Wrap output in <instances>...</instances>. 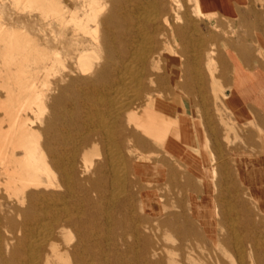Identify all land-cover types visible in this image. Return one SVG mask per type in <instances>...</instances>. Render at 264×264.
Returning <instances> with one entry per match:
<instances>
[{
    "label": "bare ground",
    "instance_id": "bare-ground-1",
    "mask_svg": "<svg viewBox=\"0 0 264 264\" xmlns=\"http://www.w3.org/2000/svg\"><path fill=\"white\" fill-rule=\"evenodd\" d=\"M1 1L38 10L61 35L37 42L0 20V264H177L168 251L192 264H264V135L258 128L262 153L233 181L199 126L201 65L212 77L220 52L194 20L211 26L217 14L202 8L222 2L77 0L76 13L62 0ZM241 38L264 42V26ZM215 80V104L243 117L237 92ZM249 86L263 111L261 76ZM187 107L198 122L188 124Z\"/></svg>",
    "mask_w": 264,
    "mask_h": 264
},
{
    "label": "rangeland",
    "instance_id": "rangeland-1",
    "mask_svg": "<svg viewBox=\"0 0 264 264\" xmlns=\"http://www.w3.org/2000/svg\"><path fill=\"white\" fill-rule=\"evenodd\" d=\"M178 1L183 6L188 7L186 0ZM219 1L222 2L224 0ZM233 1L236 2V6L233 5ZM262 1L263 5L257 0H225L222 4L218 3L216 6H207L206 4L203 6L202 11L217 14V20L213 21L211 26L205 20H194V23L198 21L195 25L200 33L203 34L205 45L210 49L211 45L214 44L220 52L219 55L216 54L213 57L214 70L212 71V77L216 79L215 81H217L219 87L226 91L227 94H230V90L237 92V95H235V100L237 102L235 112L236 114H243V117H236L225 110L220 102L215 104L211 88V79L213 80V78L208 71V68L211 66L204 60L201 65V70L203 73L202 79L205 81V90L207 92L205 106L206 114H202L203 117L199 126L201 127L203 138L207 137L214 146L216 144L219 145L220 150L217 151L213 149L214 159L218 165L223 166V163H228L225 165V168L228 169L229 175L233 181H235L236 178L233 171L240 169L243 165H250L251 162L257 161L258 159H256V156L262 153V149L254 151V148L255 144L260 143L258 128L262 136L264 135V110L261 112L255 110L257 103L255 102L253 89L249 86V82L252 78L254 79L257 76H261L264 82V42H251L252 40L250 38L244 40L241 38V36L247 32H251V34L255 33V35L261 33L264 26V0ZM62 2L70 11H75L77 13V0H62ZM188 8L191 7L189 6ZM248 9H252V13L254 14L247 13ZM154 13L156 14V11L152 14L154 15ZM189 13L192 16L191 12ZM181 14L183 13L181 12ZM66 18L69 19V14L66 15ZM0 20L11 29L16 30L19 34H29L30 37L34 38L37 42H47V40L48 42H56L61 35L60 29L55 25L52 29L46 25L38 10H17L12 6L10 1L0 0ZM190 20L189 23L194 24ZM159 22H161V17ZM185 22V18H183V22L179 24L182 25ZM170 24L173 26L178 25L177 22L173 21V18H170ZM213 26H218L220 32H212L211 29ZM150 30L151 24L147 23L144 32L152 37ZM72 33V26L68 25L65 30V36L62 38L64 42H72ZM212 37L214 40L210 41ZM219 37H222L221 42H213ZM258 45L263 50V54L259 57L256 56V48ZM192 48L194 49V47ZM163 63L171 64L168 62L167 58ZM191 75L194 77L192 84H197L198 78H196L193 73ZM0 95L2 96L3 93L1 92ZM228 96H231V94ZM190 98L195 105L199 103V97H197L196 93H192ZM187 108L188 115L186 117L188 124H190L191 115L196 116V122H198L197 120L200 119L198 117L200 114L191 112L190 107ZM217 109L219 112H217ZM226 123L229 125L228 130L225 127ZM211 129H215V132H212ZM190 131L192 132V130ZM227 133L228 140L230 141L228 145H226L224 141V139L227 138ZM214 140H217L216 144ZM233 151L234 155L232 154ZM235 186L238 188L242 187V185L238 183ZM253 203H257V200L254 199ZM262 211H264V209ZM259 213L262 215L261 212ZM161 243L163 246H169L168 236L161 237ZM229 255L232 259L236 257L234 251H231ZM163 256H165V259L172 257L177 264H192V261L187 258V255L178 252L175 253V251L165 252ZM196 256L202 259V263L203 261H207L206 254L203 252L202 257L200 254Z\"/></svg>",
    "mask_w": 264,
    "mask_h": 264
},
{
    "label": "crops",
    "instance_id": "crops-1",
    "mask_svg": "<svg viewBox=\"0 0 264 264\" xmlns=\"http://www.w3.org/2000/svg\"><path fill=\"white\" fill-rule=\"evenodd\" d=\"M218 1H219V0H218ZM224 1H225V0H224ZM224 1H222V2H224ZM220 2H221V1H220ZM233 5L236 6V2L233 1ZM234 6H233V8H234Z\"/></svg>",
    "mask_w": 264,
    "mask_h": 264
}]
</instances>
